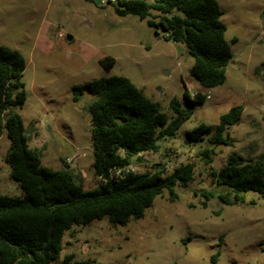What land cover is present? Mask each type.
Here are the masks:
<instances>
[{
    "label": "rangeland",
    "instance_id": "1",
    "mask_svg": "<svg viewBox=\"0 0 264 264\" xmlns=\"http://www.w3.org/2000/svg\"><path fill=\"white\" fill-rule=\"evenodd\" d=\"M101 1L0 0V45L19 51L26 61L21 81L27 98L17 112L28 147L39 152L44 167L66 169L84 190L95 188L99 179L92 168L87 111L93 95L85 92L76 102L72 88L122 76L158 103L167 122L173 117L172 98L192 112L173 137L158 142V152L133 159L126 170L153 172L162 167L171 173L192 163L194 179L185 188H173L177 200L171 202L164 190L142 218L125 225L113 226L104 218L73 227L64 233L59 262L72 255L98 264H264V197L249 191L244 203L226 205L213 196L204 207L200 195L221 191L210 171L220 170L229 155L254 160L264 153V0H216L232 60L224 83L212 89L190 75L193 58L184 45L149 26L150 16H118L108 0ZM105 57L114 60L108 70L99 64ZM184 90L191 97L201 92L207 98L190 104ZM235 106L243 108L240 120L223 134L233 143L213 147L212 162L206 165L197 153L208 146L209 135L190 143L188 133L200 124L214 131L219 117ZM8 148L3 131L0 194L20 196L4 162Z\"/></svg>",
    "mask_w": 264,
    "mask_h": 264
},
{
    "label": "trees",
    "instance_id": "2",
    "mask_svg": "<svg viewBox=\"0 0 264 264\" xmlns=\"http://www.w3.org/2000/svg\"><path fill=\"white\" fill-rule=\"evenodd\" d=\"M108 2L118 16H150L149 26L164 31L173 43L184 45L193 58L189 73L203 88L224 83L232 52L225 39L223 12L216 0ZM152 11L157 14L151 16ZM113 63L110 57L99 61L106 70ZM25 67V58L19 51L0 45V135L5 131L9 139L4 162L10 178L21 190L20 196L0 194V264H98L94 260H74L72 255L59 262L64 233L104 218L113 226L140 219L164 190L169 191L171 202L177 200L173 188H185L193 181L194 164L186 163L171 173L162 167L140 173L126 169L133 159L139 161L147 153L158 152V142L173 137L192 112L172 98L169 106L173 117L167 122L158 103L122 76L74 86L76 102L85 92L93 95L87 111L92 168L99 182L95 188L84 190L68 170L44 167L39 152L27 145L23 120L17 112L27 98L21 81ZM183 96L190 104H201L207 98L201 92L191 97L186 90ZM242 111V106L230 108L219 117L214 131L200 124L188 133L190 143L204 141V136L209 135L208 146L197 153L206 165L212 162L213 147L232 145L233 141L223 134L239 122ZM210 176L221 191H201L204 207L213 196L226 205L244 203V194L249 191L264 197V153L254 160L231 154L220 170L210 171ZM216 258L217 255L212 261Z\"/></svg>",
    "mask_w": 264,
    "mask_h": 264
},
{
    "label": "built area",
    "instance_id": "3",
    "mask_svg": "<svg viewBox=\"0 0 264 264\" xmlns=\"http://www.w3.org/2000/svg\"><path fill=\"white\" fill-rule=\"evenodd\" d=\"M110 1H113V0H110ZM103 3H105V1H104V0H102V1H101V4H103ZM67 162H70V161H67Z\"/></svg>",
    "mask_w": 264,
    "mask_h": 264
},
{
    "label": "water",
    "instance_id": "4",
    "mask_svg": "<svg viewBox=\"0 0 264 264\" xmlns=\"http://www.w3.org/2000/svg\"><path fill=\"white\" fill-rule=\"evenodd\" d=\"M67 39H68V40H70V39H71V37H70V36H67Z\"/></svg>",
    "mask_w": 264,
    "mask_h": 264
}]
</instances>
